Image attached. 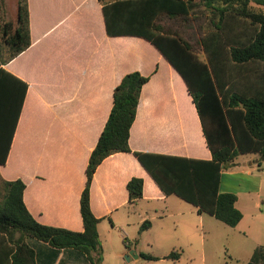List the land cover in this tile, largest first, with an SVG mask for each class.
<instances>
[{"label":"crops","instance_id":"0c3cea01","mask_svg":"<svg viewBox=\"0 0 264 264\" xmlns=\"http://www.w3.org/2000/svg\"><path fill=\"white\" fill-rule=\"evenodd\" d=\"M4 3L5 21L12 23L14 17L15 29L18 0L11 15L9 1ZM104 5L100 0H28L32 45L12 59L7 46H0V189L3 181H23L24 202L35 220L74 232L84 231L80 202L90 156L110 116L114 89L128 73L149 77L130 131L132 151L212 159L182 75L147 39L110 36ZM127 6L120 32L133 33L130 26L136 24L130 20L138 15L135 7ZM248 82L246 75L239 78L235 91L245 90ZM23 83L28 85L26 96ZM135 177L144 180V193L131 202L127 185ZM220 192L235 194L243 214L233 228L232 250L253 255L254 248L246 249L250 241L255 249L264 246V157L238 156L222 172ZM174 198L162 192L133 152L106 158L91 186L92 211L100 219L102 264L109 257L119 262L132 250L140 257L136 235L151 233L156 220L172 209ZM137 208L142 210L139 221ZM146 221L150 224L140 232ZM24 241L36 251L38 264H90L75 249H56L29 236ZM13 249L0 235V264H10Z\"/></svg>","mask_w":264,"mask_h":264},{"label":"trees","instance_id":"16d2710c","mask_svg":"<svg viewBox=\"0 0 264 264\" xmlns=\"http://www.w3.org/2000/svg\"><path fill=\"white\" fill-rule=\"evenodd\" d=\"M104 3L107 32L110 36L134 35L154 44L184 78L201 118L212 159H190L132 151L129 139L136 119L143 86L149 77L139 72L125 75L113 93V107L87 167V183L81 196L83 232L40 224L24 202L23 181H3L0 189V235L14 245L10 264H38L36 251L24 241L32 237L56 249H75L86 255L90 264H102L103 249L98 231L100 219L91 207V186L99 165L119 152H133L166 196L176 195L232 228L242 220L236 207L237 196L221 193L222 172L235 164L238 156L264 157V71L249 73L256 64L264 68V0H100ZM108 2V3H107ZM4 0H0V46H7L9 59L32 45L28 0L18 1L17 26L5 21ZM126 5V6H123ZM136 8L133 33L124 27L125 7ZM213 30L202 33L196 42L185 38V26L198 22L199 10ZM127 21V20H126ZM162 21H167L165 26ZM205 21V20H204ZM202 26H200L201 29ZM140 30V32H137ZM4 73L0 71V75ZM249 80L245 90L235 91L239 78ZM19 83H22L17 79ZM26 96L28 85L23 83ZM22 103L18 105V122ZM131 202L143 197L144 180L132 178L128 185ZM146 221L141 226L143 232ZM20 235L17 237V235ZM138 240L135 241V244ZM262 253L264 246L256 253ZM255 253V254H256ZM141 258L160 260L148 253ZM181 252L172 251L167 260H179ZM255 264V263H249Z\"/></svg>","mask_w":264,"mask_h":264},{"label":"rangeland","instance_id":"374dc122","mask_svg":"<svg viewBox=\"0 0 264 264\" xmlns=\"http://www.w3.org/2000/svg\"><path fill=\"white\" fill-rule=\"evenodd\" d=\"M8 1L11 9L9 15H11L10 12L14 11L17 0ZM202 13L208 14L209 12L201 8L199 10L201 19L185 26L181 32L185 38L199 46L198 52L202 58H205V52L196 41L200 39L202 33L211 31L213 28L209 21L202 17ZM11 19V24L14 26L16 19L14 17ZM162 23L165 26L168 25L167 21H162ZM200 26H202L201 29ZM250 67L255 70L249 73L252 78L256 77V72L264 71L262 66L256 64H251ZM174 199L175 202L169 203L172 209L162 219L156 220L151 233L143 237L136 235L139 240L136 250L159 257L160 260L151 261L141 257L137 258L131 256L127 251L122 259H119V262L116 257H109L108 264H263L262 253H256L261 249V246L255 249L256 243L250 241L246 249L254 248L253 255L234 252L231 248V245L235 244L232 239L233 228L209 214L199 215L195 206L178 197ZM147 207L148 204H142L143 209ZM140 212L142 210L137 208V221L141 220ZM237 245L240 244L237 243ZM173 250L181 252V258L179 260L164 259V256L169 255Z\"/></svg>","mask_w":264,"mask_h":264},{"label":"water","instance_id":"95a60500","mask_svg":"<svg viewBox=\"0 0 264 264\" xmlns=\"http://www.w3.org/2000/svg\"><path fill=\"white\" fill-rule=\"evenodd\" d=\"M131 256H135V257H139V255L138 254H136V251L135 250H132V251H130V253H129ZM128 258V257H127Z\"/></svg>","mask_w":264,"mask_h":264}]
</instances>
